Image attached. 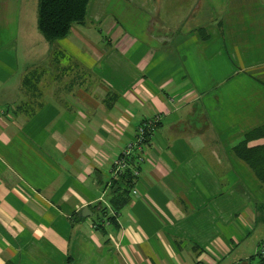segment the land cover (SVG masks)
Instances as JSON below:
<instances>
[{
	"label": "crops",
	"instance_id": "1",
	"mask_svg": "<svg viewBox=\"0 0 264 264\" xmlns=\"http://www.w3.org/2000/svg\"><path fill=\"white\" fill-rule=\"evenodd\" d=\"M37 3L0 0V264H259L264 184L232 148L264 124V0H90L53 44ZM154 116L115 213L113 161Z\"/></svg>",
	"mask_w": 264,
	"mask_h": 264
},
{
	"label": "trees",
	"instance_id": "2",
	"mask_svg": "<svg viewBox=\"0 0 264 264\" xmlns=\"http://www.w3.org/2000/svg\"><path fill=\"white\" fill-rule=\"evenodd\" d=\"M89 1L90 0H38L37 28L40 34L50 44L67 36L72 25L83 24L85 22ZM61 55L65 56L64 53H61ZM65 58L67 57L65 56ZM64 66L68 67V69H76V65L73 62H66ZM65 67L62 69H65ZM43 81L44 67H31L24 75L22 85L25 91V97L17 104V109L26 117L34 115L40 105L38 99L41 96V85ZM154 117L142 120L138 126L144 121L151 120ZM152 133L153 131L150 130L143 134L142 144H145L144 147L149 142ZM136 135L137 129L135 136ZM259 139H264V124L246 132L243 138L235 144L232 149L235 155L247 163L260 182L264 184V144H250L252 141ZM130 142H133V140ZM123 153L122 151L118 157H122ZM142 155L143 154L139 153L137 148L133 147L126 157L130 166L116 176H113L111 173L112 188L108 205L115 213L128 202L129 192L133 187L134 180L138 177L132 175V166L137 167L138 165L140 174V164L143 162L144 157L142 161L139 162L138 160L139 156ZM106 209L107 208H102L100 211L105 212ZM108 218L113 219L112 216ZM257 254L259 256V264H264V255H261L260 252Z\"/></svg>",
	"mask_w": 264,
	"mask_h": 264
},
{
	"label": "built area",
	"instance_id": "3",
	"mask_svg": "<svg viewBox=\"0 0 264 264\" xmlns=\"http://www.w3.org/2000/svg\"><path fill=\"white\" fill-rule=\"evenodd\" d=\"M159 121V117L155 116L153 119L144 121L140 126L137 128V135L134 137L133 142H130L126 148L123 150V156L118 157L113 161L112 164V170L111 173L113 176H116L117 174L122 173L129 165V162L127 161L126 157L128 156V153L130 150L135 147L139 151V153L143 154V147L144 145L142 144V136L145 134L147 131H154L156 128V125ZM143 160V155L139 156V162ZM132 175L133 176H139V169L138 165L137 167L132 166ZM259 252L261 255H264V243L260 244L259 247Z\"/></svg>",
	"mask_w": 264,
	"mask_h": 264
},
{
	"label": "rangeland",
	"instance_id": "4",
	"mask_svg": "<svg viewBox=\"0 0 264 264\" xmlns=\"http://www.w3.org/2000/svg\"><path fill=\"white\" fill-rule=\"evenodd\" d=\"M41 37H43V36L41 35ZM43 40H44V39H43ZM65 62L71 63V62H73V61L70 60V59L68 58Z\"/></svg>",
	"mask_w": 264,
	"mask_h": 264
},
{
	"label": "water",
	"instance_id": "5",
	"mask_svg": "<svg viewBox=\"0 0 264 264\" xmlns=\"http://www.w3.org/2000/svg\"><path fill=\"white\" fill-rule=\"evenodd\" d=\"M85 210H87V208H83V210H82V211H85Z\"/></svg>",
	"mask_w": 264,
	"mask_h": 264
}]
</instances>
